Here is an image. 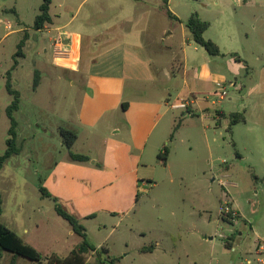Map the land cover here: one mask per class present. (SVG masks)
<instances>
[{"label": "rangeland", "instance_id": "1", "mask_svg": "<svg viewBox=\"0 0 264 264\" xmlns=\"http://www.w3.org/2000/svg\"><path fill=\"white\" fill-rule=\"evenodd\" d=\"M42 3L43 0H0V75L6 77L5 71L11 69L23 38L21 32L8 33L21 28L35 31L33 25ZM52 3L54 24L48 31L32 32L24 47L25 57L17 58L20 64L13 72V87L21 93V106L15 114L21 153L11 157L0 172V192L4 199L0 222L40 253L41 264L54 257L68 258L81 239L57 214L54 202L43 197L40 187L45 185L54 164L69 161L70 151L86 150L83 138L76 150H69L60 133L62 128H77L76 116L86 92V76L82 66V73L72 72L73 67L61 61L76 57L66 48L64 37L54 42L50 38L58 34L53 29L65 26L73 14L79 15L75 26H81L79 19L97 9L99 13L94 21L109 26L127 4L123 0H52ZM65 4L70 9H65ZM147 5L149 17L136 22L139 28L147 26L155 39L160 38L161 31L173 25L167 17L170 5H163L162 0H150ZM171 8L182 16H191L198 9L210 20L216 18L210 9L203 11L198 0H172ZM212 22L210 35L215 37L219 34V24ZM10 24L13 28L6 29ZM72 27L63 32H69ZM187 35L191 36L190 31ZM184 41L176 36L167 42L149 39L148 43L181 46L182 52L176 50L173 63V70L177 71L186 55L192 66L201 62L203 50L199 47L197 51L195 43ZM57 52L62 54L56 55ZM235 52L249 58V70L243 69L234 76L223 62L218 73L226 76L227 83L223 88L214 84L218 94L198 95L193 116L186 112L191 106L169 112L151 140V149L146 154L149 166L142 173L146 183L137 196L129 182L120 192L106 186L97 193L81 194L82 200L87 198L86 203L101 205L96 217L80 221L89 240L99 246L98 250L108 248L109 254L104 255L108 261L117 258L114 264H264L259 260L264 257V251L261 252L264 245V39L252 35L249 46L240 43ZM83 53L82 65L87 59L85 48ZM257 54L261 56L258 58ZM55 58L60 68L54 65ZM37 72L41 83L34 90ZM177 81L183 85L182 75ZM188 81L193 82L192 75ZM231 82L242 88L230 87ZM11 102L12 96L1 89L0 154L7 149L10 120L4 108ZM233 113L242 114L245 121L231 125ZM179 120L182 123L173 133V124ZM162 135L167 136L163 142ZM166 148L164 164L158 156ZM227 202L232 211L229 214ZM62 205L73 212L69 205ZM157 244L151 254V247ZM85 260L87 264H99L95 252H88ZM0 264L37 263L3 251Z\"/></svg>", "mask_w": 264, "mask_h": 264}, {"label": "crops", "instance_id": "2", "mask_svg": "<svg viewBox=\"0 0 264 264\" xmlns=\"http://www.w3.org/2000/svg\"><path fill=\"white\" fill-rule=\"evenodd\" d=\"M123 1L127 3L125 10L121 5H115L116 8L121 6L123 11L113 24L107 26L95 22V14L99 13L97 9L79 19L81 26H75L79 15L73 14L71 21L65 26L53 29L58 34L50 38L54 42L64 37L66 48L70 52L72 50L76 57L62 58L61 61L69 63L74 69L72 72L82 73V66L86 76L87 88L76 116L77 128L71 129L78 136L72 149L76 150L77 143L82 138L86 143V150H76L73 153L90 157V162H73L69 158L67 163L54 164L44 188L62 203L69 205L72 214L80 219L90 220L92 218L88 217L91 215L96 217V211L101 208V205L86 203L87 198L82 200L81 194L97 193L100 192L99 189L107 188L106 186L120 192L125 188L126 182H129L137 196L146 183L142 173L149 166L146 154L151 149L153 136L170 111L182 110L173 105L187 103L194 112L193 105L198 102V95L218 94L219 89H214V84L217 88H223L227 83L226 76L218 73L223 62L227 71L234 76L240 75L243 69L249 70V58L235 52L238 45L243 43L249 46L252 35H260L264 39V0H198L203 11L210 9L215 14V20H210L201 10H196L203 21H209L210 27L204 36L217 44L221 55L210 56L204 48L195 44L197 51L199 47L203 50L201 62L192 66L186 55L184 61L182 57L181 68L174 71V57L177 49L182 52L181 46L151 45L148 40L167 42L181 36L194 44L192 34L187 35L189 30L186 22L190 16H182L171 8L172 0H162L163 5L165 2L168 7L170 5L169 9L178 21L172 20L173 25L161 31V37L165 38L155 39L147 26L139 28L136 22L137 19L149 17L150 8L147 3L150 0ZM65 9H70V6L65 4ZM163 13L166 14L164 9ZM238 13L241 16L239 20ZM51 17L53 18L52 14ZM212 21L219 24V34L215 37L210 35L214 25ZM51 24H54V19ZM51 24H47L41 31H48ZM69 26H73L72 29L64 33L63 29ZM11 27L13 28L10 24L6 29ZM25 31L30 32V37L32 32H41L21 28L8 34L21 32L24 37ZM7 36L6 34L4 38ZM84 48L87 59L82 65ZM260 56L261 54H257L258 58ZM57 59L55 58L54 65L60 68ZM179 75H182L183 85L177 81ZM190 75L193 77L192 83L188 81ZM0 79V90L6 89V77L0 75ZM235 86L237 87V83H230V87ZM239 88L242 86L237 87ZM123 104L128 105L126 109ZM7 106L4 108L5 113ZM175 126L173 124V133ZM161 137L162 142L167 139L165 135ZM132 206L133 204L130 208ZM156 247L158 244L152 246L149 252L152 254ZM262 254L264 256V252Z\"/></svg>", "mask_w": 264, "mask_h": 264}, {"label": "trees", "instance_id": "3", "mask_svg": "<svg viewBox=\"0 0 264 264\" xmlns=\"http://www.w3.org/2000/svg\"><path fill=\"white\" fill-rule=\"evenodd\" d=\"M167 3L165 2V5ZM51 5L52 0H43L42 5L39 9V14L36 16L33 29L35 31L43 30L47 24L52 23L51 17ZM167 8V7H166ZM167 15L169 19L178 21V19L174 16V14L167 8ZM186 27L192 34L193 42H195L196 46H200L206 50V52L210 56H220L221 50L217 47V44L211 40L205 38L204 34L209 29L210 23L203 21L199 15L195 12L193 13L190 18L186 22ZM30 34L29 31H25L24 37L21 42L18 44V51L16 52L13 65L9 71L6 73V90L10 96H12V102L6 109L7 116L10 120V128L8 130V139L6 141L7 149L3 154H0V172L4 168L6 162L13 156L19 155L21 153V148L18 147L17 139L19 133V123L16 119V112L19 111L21 106V93L20 91L14 89L13 87V72L19 66V60L17 58L25 57L24 47L26 46V42L29 40ZM41 83V80L38 78V72L35 74L34 82H33V89L36 90ZM127 104H123V108H127ZM186 112L190 115H194L191 108H187ZM244 116L240 113H233L231 114V125H236L240 122H244ZM182 121L179 120L176 123L174 128V133L177 131L179 126L181 125ZM62 137L65 140V143L69 150L75 144V140H77L78 136L75 131L70 129L62 128L60 131ZM172 134L171 137H173ZM167 148L164 151V154H160L158 157L162 159L164 164L167 162ZM69 158L73 162H81L86 163L90 162V157L81 154H75L73 152H69ZM100 167V165H99ZM40 191L44 198L51 199L55 204V210L59 216H61L64 220H66L72 228V232L81 239L78 246L70 253L68 258L65 259L54 257L47 261V264H87L85 260V255L88 252H95L97 254L99 264H114V262L118 261L119 259L113 258L109 261L104 257V255L108 254L107 249L98 250L97 246L89 240V237L86 232L85 226L81 223L80 218H78L75 214H72L62 205L59 198L53 196L49 193L47 189L44 188L43 185L40 187ZM138 199V198H137ZM3 195L0 192V218L3 214ZM95 215H91L88 218H93ZM7 251L12 253L15 257H23L28 259L34 263L41 264L42 257L40 253L31 245L25 243L18 234H16L13 230L9 229L3 223L0 222V259L2 257V252Z\"/></svg>", "mask_w": 264, "mask_h": 264}, {"label": "built area", "instance_id": "4", "mask_svg": "<svg viewBox=\"0 0 264 264\" xmlns=\"http://www.w3.org/2000/svg\"><path fill=\"white\" fill-rule=\"evenodd\" d=\"M65 53H67V52H65ZM57 54H62V52H57L56 55ZM173 107L174 108L186 109L188 107V104L187 103H181L180 105H173ZM224 195H225V198L228 197L227 194H224ZM226 205H227L226 212H227V214H229L232 211H230V209H229V203L228 202L226 203ZM263 251H264V245L263 246L261 245V252H263ZM260 261H261V263H264V258L260 259Z\"/></svg>", "mask_w": 264, "mask_h": 264}]
</instances>
